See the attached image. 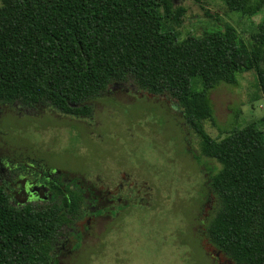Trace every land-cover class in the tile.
<instances>
[{
  "label": "trees",
  "instance_id": "obj_1",
  "mask_svg": "<svg viewBox=\"0 0 264 264\" xmlns=\"http://www.w3.org/2000/svg\"><path fill=\"white\" fill-rule=\"evenodd\" d=\"M1 1L0 104L86 118L91 100L128 81L169 96L200 156L220 163L205 184L214 208L202 242L230 264H264V116L217 138L205 126L216 124L211 91L239 73L255 72L264 101V19L249 37L227 23L181 39L186 10L174 0ZM223 1L241 17L264 12V0ZM54 187L63 199L14 205L0 184V264H53L63 226L84 206L82 191Z\"/></svg>",
  "mask_w": 264,
  "mask_h": 264
},
{
  "label": "rangeland",
  "instance_id": "obj_2",
  "mask_svg": "<svg viewBox=\"0 0 264 264\" xmlns=\"http://www.w3.org/2000/svg\"><path fill=\"white\" fill-rule=\"evenodd\" d=\"M174 4L186 10L178 26L181 39L227 23L249 37L253 25L264 19V12L251 19L241 17L223 0ZM238 79V84L223 83L210 93L216 124L205 126L215 138L264 116L255 72L239 73ZM90 102L94 115L86 118L48 106L6 105L0 110L1 156L37 157L47 167L104 189L125 183L148 193L143 204L116 218L94 220L80 253L68 254L71 258L65 264H230L202 242V221L214 206L204 195L205 184L209 171L220 168V163L200 156V137L187 126L175 101L167 95L141 93L128 81ZM0 176L4 179V173ZM22 182L9 184L14 205L27 198Z\"/></svg>",
  "mask_w": 264,
  "mask_h": 264
},
{
  "label": "flooded vegetation",
  "instance_id": "obj_3",
  "mask_svg": "<svg viewBox=\"0 0 264 264\" xmlns=\"http://www.w3.org/2000/svg\"><path fill=\"white\" fill-rule=\"evenodd\" d=\"M4 106L6 105L0 104V110ZM31 108L34 109V107ZM185 139L187 140V137ZM46 165L39 158L29 155L22 154L15 157L0 155V173H4V179L0 176V184L12 198L13 190L9 184L13 186L19 180H23L20 188L27 195L23 204H44L56 198L63 199L64 195L55 193L54 185L56 183L60 184L64 192H67L68 188L82 191L84 196L83 209L79 211L77 216L69 215L70 220L63 226L59 239L54 246L53 264H65L66 260L71 258L68 254L76 251L80 253L85 234L98 217L108 216L114 219L125 209L143 204L145 196L148 195V193H143L140 190L136 191L135 188H128L125 183L114 188L104 189L96 183L89 184L82 177L70 175L71 173L62 169L51 168ZM16 169L21 173H15ZM211 208H214L213 205ZM65 211H73V209H66Z\"/></svg>",
  "mask_w": 264,
  "mask_h": 264
}]
</instances>
